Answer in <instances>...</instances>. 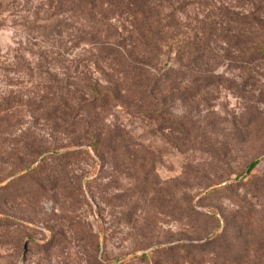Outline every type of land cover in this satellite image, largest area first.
I'll return each instance as SVG.
<instances>
[{"label":"rangeland","instance_id":"1","mask_svg":"<svg viewBox=\"0 0 264 264\" xmlns=\"http://www.w3.org/2000/svg\"><path fill=\"white\" fill-rule=\"evenodd\" d=\"M57 1L0 0V264H264V0H165L197 65L152 84Z\"/></svg>","mask_w":264,"mask_h":264},{"label":"trees","instance_id":"2","mask_svg":"<svg viewBox=\"0 0 264 264\" xmlns=\"http://www.w3.org/2000/svg\"><path fill=\"white\" fill-rule=\"evenodd\" d=\"M97 3H99L100 6H114L117 9L125 10L126 13L130 15L133 21V29L130 32L129 48L142 46L148 54L146 56L144 54L143 56L133 55L129 53L130 51H126L125 48L124 51L128 56L123 55L121 51L113 48L111 51L120 56L121 61H123L127 68L138 74V80L152 84L158 81L153 75L156 70H163L162 72H166L186 67L190 69L193 67V64L197 65V45H195L192 52H190L186 49L188 43L184 34L173 33L165 37L167 34L166 31L170 29H175L176 31L178 26L187 29L186 26L181 25V23L174 22L176 18V8L165 0H58L56 6L58 9H61L65 4L66 6L81 4L95 6ZM165 20H168V23L162 24ZM142 30L145 32L146 36L143 35ZM178 36L181 39L180 43L182 50L179 54L177 52V55L171 56L170 45L173 46V41H175ZM195 41L197 40L195 39ZM85 43L91 45L90 42ZM182 51L184 52L182 53ZM262 53H264V50ZM179 55H182V57ZM150 57H153V59H150ZM173 59L176 61L174 64L172 63ZM151 60L153 64L150 62ZM95 92L97 93V91ZM8 160H10V157L0 151V162L5 163ZM260 160H262V158L254 160L246 168L245 174H250ZM23 171V167L10 171L4 179L10 176L13 177Z\"/></svg>","mask_w":264,"mask_h":264}]
</instances>
